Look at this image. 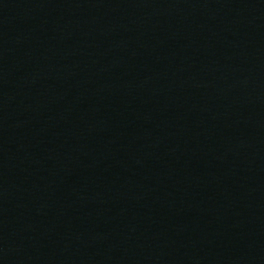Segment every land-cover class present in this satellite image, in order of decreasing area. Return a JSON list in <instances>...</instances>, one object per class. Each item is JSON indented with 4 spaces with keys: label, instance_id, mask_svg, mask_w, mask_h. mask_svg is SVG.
Instances as JSON below:
<instances>
[{
    "label": "water",
    "instance_id": "1",
    "mask_svg": "<svg viewBox=\"0 0 264 264\" xmlns=\"http://www.w3.org/2000/svg\"><path fill=\"white\" fill-rule=\"evenodd\" d=\"M0 264H264V0H0Z\"/></svg>",
    "mask_w": 264,
    "mask_h": 264
}]
</instances>
